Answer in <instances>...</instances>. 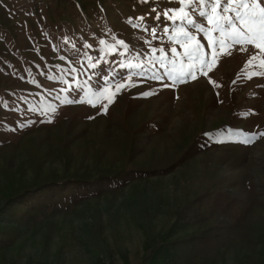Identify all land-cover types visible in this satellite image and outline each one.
I'll list each match as a JSON object with an SVG mask.
<instances>
[{
    "label": "rangeland",
    "instance_id": "1",
    "mask_svg": "<svg viewBox=\"0 0 264 264\" xmlns=\"http://www.w3.org/2000/svg\"><path fill=\"white\" fill-rule=\"evenodd\" d=\"M169 7L0 0V264H264L261 58L173 83Z\"/></svg>",
    "mask_w": 264,
    "mask_h": 264
},
{
    "label": "snow or ice",
    "instance_id": "2",
    "mask_svg": "<svg viewBox=\"0 0 264 264\" xmlns=\"http://www.w3.org/2000/svg\"><path fill=\"white\" fill-rule=\"evenodd\" d=\"M170 13L172 14L170 15ZM162 15L164 17L163 32L165 35L169 32L167 21L174 23L179 19L183 22V26L173 29L174 35L168 37L170 41L178 43L184 49L182 56L177 52L176 47H172L170 51L173 59L169 61L168 65H165L164 60L167 57L164 54V49L159 50L158 62L162 67L168 68L165 75L173 83L177 81L186 82L189 78L195 79L197 72L203 73L205 69L214 67L221 54L231 55L228 49L237 45L240 46L239 51H252L253 54L248 60L250 66L257 57H260L259 67L264 68V0H180L178 15L171 7L164 11ZM197 16L202 18L203 22H199L194 18ZM160 18L161 13L158 12L154 20L160 22ZM157 26L152 28L154 37ZM134 27L138 26L134 25ZM186 27L195 31L186 30ZM201 33L203 34L202 38L207 40V45L201 44L200 39H197V36ZM213 33L217 35L213 36ZM100 44L104 45L105 41L101 40ZM116 44L127 47L123 40H117ZM246 46H251V49ZM85 47H88V45H85ZM206 49H210L211 52H207ZM156 51V49H153L154 54ZM178 63L179 68H177ZM90 66L96 67L95 64ZM128 67H133V65L129 64ZM135 67H141V65L137 64ZM153 79H161V77L153 76ZM104 80L106 85L109 84V77L106 73L104 74ZM135 86L134 83L112 85L114 91L111 95H105L109 88L102 87L98 93L94 94L96 102L99 103L100 100L106 99L110 104L121 89ZM164 86L170 87V85ZM150 94L148 92L141 93L144 96ZM75 102L77 101H69V103ZM89 103H92V101H89ZM92 106L95 107L96 105L93 104ZM106 110L107 104H104L101 111L106 112ZM205 135L211 136L210 133H205ZM257 136H264V132L249 133L242 142L250 143Z\"/></svg>",
    "mask_w": 264,
    "mask_h": 264
},
{
    "label": "trees",
    "instance_id": "3",
    "mask_svg": "<svg viewBox=\"0 0 264 264\" xmlns=\"http://www.w3.org/2000/svg\"><path fill=\"white\" fill-rule=\"evenodd\" d=\"M165 254H167V252L165 251Z\"/></svg>",
    "mask_w": 264,
    "mask_h": 264
}]
</instances>
